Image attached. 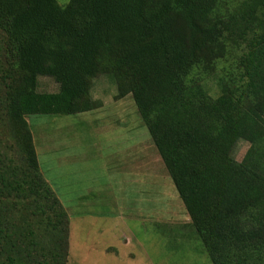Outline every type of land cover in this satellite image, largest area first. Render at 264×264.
Returning a JSON list of instances; mask_svg holds the SVG:
<instances>
[{
  "label": "trees",
  "instance_id": "trees-1",
  "mask_svg": "<svg viewBox=\"0 0 264 264\" xmlns=\"http://www.w3.org/2000/svg\"><path fill=\"white\" fill-rule=\"evenodd\" d=\"M218 2L0 0V121L13 138L0 148V264H66L70 218L29 116L100 109V74L114 101L133 98L212 264H264V0L224 16ZM215 74L217 96L204 84ZM41 76L58 90L40 91Z\"/></svg>",
  "mask_w": 264,
  "mask_h": 264
},
{
  "label": "rangeland",
  "instance_id": "rangeland-1",
  "mask_svg": "<svg viewBox=\"0 0 264 264\" xmlns=\"http://www.w3.org/2000/svg\"><path fill=\"white\" fill-rule=\"evenodd\" d=\"M69 1L58 0L62 5L68 4ZM235 2L236 0H219L216 14L220 16L229 14ZM219 70L217 71L220 72ZM215 77L216 74L204 81L206 89L213 96L219 94ZM105 87L109 88L110 93H117L114 77L100 74L92 81V97L94 98V95L99 94ZM39 90L55 92L58 90V84L50 77L41 76ZM104 101H106L104 105L108 107L104 112L29 116L41 171L45 179L49 180L47 181L50 182L51 187L56 189L57 196L62 197L66 194L62 186L65 185L63 166L68 167L67 165L74 163L73 159L67 161L63 159L65 155L63 156L62 153L69 150L72 147L70 144L75 141L78 142L81 152L87 155L84 162L85 173L88 175L91 172L94 179L92 184L98 186L95 188L101 190V195L105 196L100 204H94L92 201L85 206H82V202L70 203V241L66 264H212L133 98L128 95L126 98L117 100L116 104L108 98ZM108 101L112 103L108 104ZM114 106H117L119 115H124L121 127L112 123L115 116L112 112ZM105 115L106 118H104ZM91 117L99 118L101 121L93 126L86 120ZM100 122L110 123L109 129L100 128ZM11 128L9 121L4 119L0 121V148L2 149L4 144L13 143V138L9 134ZM107 135L113 136L111 137L112 146L131 144L136 141L135 139H139V144L135 145L132 151L119 153L116 156L112 154L113 156L108 158L110 151L108 152L107 149L110 146L104 141ZM100 142L101 145H99ZM94 143L98 145L95 146ZM146 146L148 149L145 148ZM142 147L143 150H141ZM249 147V141L240 140L234 151L235 158L242 160ZM131 153L134 156L130 157ZM141 154L144 157L148 155L150 186L147 188L144 180V191L141 196L143 208L138 209L135 208V198L140 193L133 185L134 182H128L123 186L126 200L118 202L117 199L123 198V188L115 184L114 178L118 180L121 170L130 168L127 161H132L134 175L136 172L142 173L141 171L146 167L142 169ZM126 176L127 180L134 178L130 171H127ZM80 190L81 188H76L74 192L79 193ZM87 213L120 214L122 218H119L120 221L119 219L115 221L113 218H107L109 216L100 217L94 231L86 234L88 224L84 223L86 225L81 227V223L88 221V218L80 217V215ZM121 220L125 223H121ZM85 236L87 240L83 242ZM91 243L95 246L94 248L90 246L88 249L87 244ZM111 245H115L117 249L109 248Z\"/></svg>",
  "mask_w": 264,
  "mask_h": 264
},
{
  "label": "crops",
  "instance_id": "crops-1",
  "mask_svg": "<svg viewBox=\"0 0 264 264\" xmlns=\"http://www.w3.org/2000/svg\"><path fill=\"white\" fill-rule=\"evenodd\" d=\"M113 93H110L109 92V88L105 87V88H102V90L99 92V94L97 95H94V98L95 99H98V100H102L103 103L106 102L104 101L107 100H111V101H114L113 97L116 95L113 94ZM109 103H112L110 101H108V104ZM114 104H116V101H114ZM115 108L112 109V112L115 114V116L113 117V121L112 123L113 124H116L118 125L119 127H121V124H123L124 122V115H119V111L117 110V106H114ZM108 107L106 105L103 104V106L96 110V111H93V112H104L105 109H107ZM118 112V113H117ZM116 113L118 115H116ZM107 116L105 115L104 118H106ZM88 121L89 124L93 125L94 124H99L98 122L101 121L99 120V118H89V119H86ZM109 126H110V123H106V122H100V128H108L109 129ZM97 131V130H95ZM99 133V132H98ZM147 134V133H146ZM122 135V134H121ZM148 136V134H147ZM113 136H106L104 138V141L105 143H107L108 146H110L109 149H107V151L110 153L108 154V158L109 157H112L114 154L115 156L118 155L119 153H124L126 151H132L133 150V147L135 145H138L139 142L138 140L139 139H135L136 141H134L133 143L131 144H123V145H113L112 146V138ZM119 137V136H118ZM118 137H114V138H118ZM149 138V137H148ZM102 141V140H101ZM148 144V142L146 143V145ZM54 145V144H52ZM72 147L69 149V150H65L66 152H63L62 155L64 157H62L63 159H65L66 161L67 160H71L73 159L74 163L71 165V163L69 165H67L68 167H65L63 166L64 170H65V177H64V184L65 185H62L63 186V190L66 191V194L64 196H58L61 200V202L63 203L64 207L67 209L68 211V214H69V218H70V221H71V215H70V203L71 202H82V206H85L89 201H92L94 204H100L101 203V200L102 198H104L105 196L101 195L99 189H96L95 187H98V186H94L92 183L94 182V179H93V175H91V172L87 175L85 173V158L87 157V155H85L84 153L81 152L80 148L78 147V142L75 141L73 143L70 144ZM74 145H76L74 147ZM95 146L98 145V143H94ZM101 145V142L100 144ZM36 146V144H35ZM146 149L147 146L145 147ZM37 149V147H36ZM144 148L142 147L141 150H143ZM112 150H113V153H112ZM37 151V150H36ZM53 151H54V147H53ZM132 154V153H131ZM146 154H148L146 152ZM134 156V154H132L130 157ZM136 156V155H135ZM146 156V155H145ZM92 158H96V156H92ZM138 158L140 160V157L138 155ZM145 158V159H144ZM132 159V158H131ZM130 159V160H131ZM129 163V166L130 168L129 169H122L121 172H120V178L117 180L114 178V182L117 186H121V188H123V192H122V195H123V198L122 199H117V201H121V202H124L126 200V195H125V187H123L124 185H126L128 182L130 183H133V185L137 188V192L140 193V195H138L136 198H135V208H143V202H142V193L144 191V180L146 181L145 184H147V188L148 186H150L149 184V180H148V176H149V166H148V155L146 157H144L143 154H141V164H142V169L143 167L145 168V170H142L141 172L142 173H139V172H136V174L134 175V165L132 164V161H127ZM136 162H137V165L138 164V161L136 159ZM145 162V164H144ZM127 171H130V174L134 177L133 179L131 180H127ZM144 172H145V175H144ZM146 176V177H144ZM48 180V179H47ZM49 181V180H48ZM85 183V185L83 187H81L83 184ZM50 183V182H49ZM76 188H81L80 192L79 193H75L74 191L76 190ZM56 192V189L53 188ZM148 192H149V189H148ZM91 195L89 198H87V196ZM93 198V199H92ZM92 199V200H91ZM66 201L68 202V204L66 205ZM84 217V218H88V221H83L81 224V227L86 225L84 223H87V228H88V231H86V234H91L93 231H94V228L96 227V224H97V221H98V218L100 217H103V216H109L107 218H113L115 219V221H117L119 218L121 219L122 215L118 214V215H113L111 213L109 214H106V215H99V214H95V213H87V214H83V215H80V217ZM79 217V218H80ZM119 219V221H120ZM121 223H125L121 220ZM95 240V238H93ZM91 239V240H93ZM87 240V237L85 236V238H83V242H86ZM127 241V240H126ZM128 242V241H127ZM94 243V242H93ZM91 243L90 245L87 244V248L90 249L89 247L92 246L91 248H94V244ZM110 246V245H108ZM109 248H113V249H117L115 247V245H111V247ZM108 248V249H109ZM106 249V248H105Z\"/></svg>",
  "mask_w": 264,
  "mask_h": 264
}]
</instances>
